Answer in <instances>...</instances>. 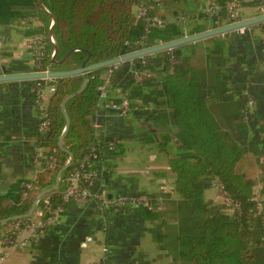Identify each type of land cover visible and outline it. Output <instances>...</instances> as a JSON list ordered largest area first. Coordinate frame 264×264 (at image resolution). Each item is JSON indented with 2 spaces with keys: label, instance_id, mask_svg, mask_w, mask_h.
I'll use <instances>...</instances> for the list:
<instances>
[{
  "label": "trees",
  "instance_id": "obj_1",
  "mask_svg": "<svg viewBox=\"0 0 264 264\" xmlns=\"http://www.w3.org/2000/svg\"><path fill=\"white\" fill-rule=\"evenodd\" d=\"M161 1L162 9L153 7L148 14L173 19L163 27L150 26L144 18L135 16L133 8L139 0H0V27L38 20L40 26L37 32L30 30L27 35L39 34L43 38L42 54L36 57L39 68L73 69L87 57L88 64L95 63L183 37L185 23L181 20L190 16L184 0ZM210 1L221 5L216 15L201 14L204 20L210 22L211 29L221 26L222 18L226 17L224 3L229 0ZM258 3L259 0L250 4ZM51 19L53 26L49 28ZM205 29V25L195 24L189 33ZM50 30L54 43L47 39ZM217 44L221 47L220 42ZM55 48L52 58L50 54ZM182 48L183 45H179L157 53L160 56L154 63L152 60V65L151 62L149 64L151 55L143 57L145 66L139 64L136 67L138 59L134 60L136 63L133 66L129 61L125 62L128 68L136 71L151 70L155 69V65H161L158 95L162 96L163 104L168 108L171 124V127L162 130V142L170 144L171 136L174 137L176 150L168 155L167 163L174 173L173 190L180 197L174 202L172 211H168L172 213L174 223L170 227L177 232L175 237L179 243L173 244L189 264H264V203L258 209L253 199L256 187L264 180L262 177L248 178L236 171L244 147L222 128L214 116L210 108L213 91L202 80L198 68L191 64L190 56L183 53ZM6 68L12 73L36 70L20 62ZM108 68L88 72L82 90L66 101L64 106L69 125L63 139L64 149L57 144L65 126L60 106L68 95L80 88L83 76L54 78L55 90L45 110L47 129L43 134L35 133V147L42 149V157H39L42 169L35 171L31 178L12 182L5 193L0 192V220L20 216L0 223V237L9 233L11 223L29 218L27 214L41 191L51 188L45 195L53 205L61 203L69 174L86 157L92 162L93 155H96L95 165L85 163L83 166V172L87 173L95 170L108 156L120 153L121 137L115 132L105 131L100 125L101 120L96 119L100 87ZM34 81L43 82L40 79ZM111 85L118 86L114 74ZM95 121L99 127L94 126ZM116 140L118 143L114 149H106L110 141ZM34 155L35 151L30 153L31 162ZM68 157L71 161L62 170L58 185L54 187L56 175L65 166ZM50 164L53 166L48 167ZM99 181L100 175H97L95 179L83 180L82 186H96ZM214 181L221 183L230 198L238 203L232 212H228L223 204L205 197L206 190L213 186ZM73 202L64 204V213ZM139 208L146 219L156 220L160 216L155 210ZM164 221L155 225L154 233Z\"/></svg>",
  "mask_w": 264,
  "mask_h": 264
},
{
  "label": "crops",
  "instance_id": "obj_2",
  "mask_svg": "<svg viewBox=\"0 0 264 264\" xmlns=\"http://www.w3.org/2000/svg\"><path fill=\"white\" fill-rule=\"evenodd\" d=\"M199 1L184 0L190 15L184 17V35H189L195 24L205 25V30L210 29V22L201 17L210 0H203L202 8L198 6ZM133 13H136V7ZM240 14L246 19L253 17L254 13L250 5L244 4ZM167 21L172 22L173 19L168 17ZM226 23L227 17L224 16L221 25ZM11 25L14 26V23ZM20 25L17 29L23 30L25 38L18 44L13 42L14 34L10 30L0 28V67L20 62L29 69L33 68V53L27 44L31 36L27 32L38 30L40 25L33 26V21H24ZM217 42L222 47H216L214 65L209 70V51ZM182 49L196 68L200 59L198 56H202V69L206 74L202 75L198 70L202 80L213 91L211 111L222 128L244 147L236 171L248 178L262 177L264 180V50L259 36L232 31L185 43ZM159 52L149 54L150 65L160 56ZM160 66L145 69L149 72L146 77L128 68L125 62L119 64L115 71L116 83L129 96L133 111L128 116H120L106 107V99H100L96 119L101 120L100 125L105 131L115 132L121 137L120 155L108 156L98 164L100 181L92 188L106 197L109 195V199L117 194L149 193L157 199L154 210L160 216L156 220L146 219L140 208L126 213L108 211L102 215L90 203L74 201L54 226L37 234L31 245L13 252L3 264H189L178 250L172 249L171 238L167 234L159 235L164 237L165 247L158 245L162 242L157 240L153 230L163 219L165 221L160 228H171L174 223L172 213L168 211L175 201L180 200L173 190L174 173L167 163L168 155L176 150L174 137L171 136L170 144L162 142V130L171 127V124L168 108L163 104L162 96L158 95ZM246 81L251 83L250 94L256 104L255 113L247 121L243 113L247 102L244 92ZM37 84L34 80L0 83L2 193L12 182L31 178L35 173L30 153L42 150L35 147ZM41 92L48 103L51 94L48 93L47 83ZM128 154L134 157L130 159ZM133 160L136 162H131ZM259 190L264 193V183L256 187V191ZM206 192L210 194L205 195L207 199L217 202L215 187Z\"/></svg>",
  "mask_w": 264,
  "mask_h": 264
},
{
  "label": "built area",
  "instance_id": "obj_3",
  "mask_svg": "<svg viewBox=\"0 0 264 264\" xmlns=\"http://www.w3.org/2000/svg\"><path fill=\"white\" fill-rule=\"evenodd\" d=\"M257 0H229L224 3V8L226 9V17L227 23H233L239 21L241 18L240 10L241 6L246 4L250 5L253 10V16L264 14V3L262 0H259L258 4L251 5L250 3ZM136 13L135 16L137 18H144L150 26L156 25L159 27H163L167 20L164 18H160L157 16H149V11L154 7L157 9H162V1L161 0H139V3L135 6ZM221 10V5L214 1H210L204 9V12L211 16L216 15ZM181 22L184 23V18H182ZM53 26V20L49 22V28ZM234 32L238 34H256L259 36L260 46L264 50V22L240 27L236 29ZM47 39L50 43H54V38L51 34H47ZM28 47L30 51L33 53V68H36L34 71H48L42 68H39V64L36 62V57L42 54V45L43 38L41 35H32L28 39ZM55 55V50L51 51L50 56L53 58ZM139 64L145 66L146 60L141 57L137 61ZM136 62L134 60H130L129 64L134 65ZM130 66V67H132ZM119 64H114L110 66L105 73L104 83L100 87V99H106V107L113 112H116L120 116H128V114L132 110V105L130 100L126 94L123 93L120 87L111 85V76L118 69ZM141 76L146 77L149 72L145 69L139 71ZM43 82H38L36 86V101L37 107L39 111L38 120L36 123V132L43 134L45 133L48 125V121L46 119V98L41 92V88L47 83L48 84V93L51 94L55 90V81L54 78H44L40 79ZM250 85L249 81L245 82V94L247 95V102L245 107L243 108L244 119L247 121L248 118L255 113L256 104L253 97L250 94ZM95 127H99V123L95 121ZM64 130V127L62 131ZM118 141H110L107 144L106 149L112 150L115 148ZM52 151H55L52 149ZM39 157H42L40 152H35L34 157L32 158V163L35 171L41 170V161ZM51 158V157H50ZM94 160L96 159V155H93ZM87 159V160H86ZM83 160V162L79 165V167L74 168L68 177L67 185L62 193V202L53 205L49 197L47 195L41 196L35 205L34 210L31 214H29V218L25 221L16 220L11 223L8 228V234L0 237V264H3L7 258L15 251L22 249L26 246H29L33 243L37 234L41 232L47 231L49 228L54 226L59 218L63 215L65 207L64 204L68 201H86L90 203L100 214H105L106 212H130L132 209L144 207L149 211H153L157 204V199L152 197L150 194L146 192H138L132 195H124L117 194L112 198H107L102 192H98L93 190L92 184L88 186H82V181L86 179L97 178L99 175L97 171V166L95 170L91 172H83V166L85 163L95 165V161L90 162L88 157ZM86 160V161H85ZM70 158L68 157L65 161V164L70 163ZM53 165H48V167H52ZM213 187L216 189V201L220 204H223L226 207L228 212H232L234 208L238 207V203L234 202L223 185L218 181L213 182ZM25 191L22 190V195L25 196ZM259 196L254 195L253 199L257 202V208L259 209L261 203H264V193ZM103 251H105L103 249ZM99 264V263H95Z\"/></svg>",
  "mask_w": 264,
  "mask_h": 264
},
{
  "label": "water",
  "instance_id": "obj_4",
  "mask_svg": "<svg viewBox=\"0 0 264 264\" xmlns=\"http://www.w3.org/2000/svg\"><path fill=\"white\" fill-rule=\"evenodd\" d=\"M261 22H264V14L256 15V16L246 18V19H241V20L233 22V23L224 24L221 26H217V27H214L211 29L201 31V32H197V33H193V34H189V35H184L183 37H180L178 39L159 43V44H156V45H153L150 47L141 48V49H138V50H135L132 52H128V53H125V54H122V55H119V56H116V57H113L110 59H106L103 61L95 62V63H89L88 64L87 63L88 57H87L79 67H76L73 69L12 73L9 70H7L4 66H1L0 67V83H3V82L8 83V82L24 81V80H38V79H44V78H52L53 79V78L70 77V76H75V75H82L83 76V82H82L80 88L76 92H74L73 94L68 95L62 101L61 106H60L61 112L63 113L64 118H65V126H64V130L62 131L61 136L58 139L57 144H58L59 148L64 149L63 148V139H64L65 132H66L68 125H69V118L66 115L64 105L69 98H71L76 93H78L82 90L85 82L87 81V73L88 72L95 70V69L102 68V67H110L114 64H121L123 62H128L130 60H136V59H139L141 57H144L146 55H149V54H152L155 52L168 50V49L177 47L179 45L194 42V41L204 39L207 37L222 35V34H225L228 32L235 31L236 29H238L240 27H245V26H249V25H253V24H257V23H261ZM49 34H51V30L49 31ZM55 52H56V48H55ZM135 66L138 67L139 63L137 62ZM68 165H69V163L65 164V166L58 171V173L56 175V184L54 187H57L58 181H59V176H60L62 170L64 168H66V166H68ZM50 190H51V188H48V189L43 190L40 193H38V195L36 196V198L34 199L32 205H31V208H30L27 215L32 213V211L35 208L37 200L41 196L47 194ZM107 197H110V196L107 195ZM19 217L20 216L2 219V220H0V223H4V222H7V221L12 220V219H17Z\"/></svg>",
  "mask_w": 264,
  "mask_h": 264
},
{
  "label": "rangeland",
  "instance_id": "obj_5",
  "mask_svg": "<svg viewBox=\"0 0 264 264\" xmlns=\"http://www.w3.org/2000/svg\"><path fill=\"white\" fill-rule=\"evenodd\" d=\"M199 5L198 6H200L201 8L204 6V1L203 0H200L199 1V3H198ZM33 21V26H39L40 25V22L38 21V20H32ZM21 23V22H20ZM20 23L19 22H15L14 23V26H12L11 25V27H8V26H1L0 28H3V29H8V30H10L13 34H14V43H16V44H18V42H20V43H22L23 41H24V38H25V35H24V33H23V30H18L17 28H18V26L20 25ZM21 27H23V24H21L20 25ZM20 29V28H19ZM22 29V28H21ZM2 36V35H1ZM218 46V44L216 43L215 44V47L213 48L212 47V49L209 51V58L207 59V63H208V68L207 69H209V70H211V68H212V65H214L212 62H213V60H214V53L216 52L217 53V50H216V47ZM221 47H222V45H221ZM200 59H199V61H198V69L201 71V74L202 73H204L205 72V70L203 71V69H202V67H203V64H202V56L200 57V56H198ZM219 57V56H218ZM204 74H206V73H204ZM203 75V74H202ZM124 146V145H123ZM118 155H120V153L118 154ZM117 155V156H118ZM128 157H130V159H132L134 156L133 155H130V154H128ZM136 162V160H133V161H131V162ZM9 168V167H8ZM30 175H33V173H31ZM29 175V176H30ZM260 192V194H262L261 193V190H259V191H256V196H259L258 195V193ZM149 194V193H148ZM205 195H207V196H209L210 194L208 193V192H205ZM164 233L165 234H167L168 236L170 235V237H171V239H172V249L174 250H177V248H176V245L175 244H179L177 241H178V239L175 237V235L177 234V232H175V229H172V228H169V229H166V228H164V229H156V233H155V237H157V240L158 241H161L162 243H160V242H158L157 244L158 245H162V246H164V243H165V239H163V238H160L159 237V235H163L164 236ZM173 243H175V244H173ZM175 245V246H174ZM165 247V246H164Z\"/></svg>",
  "mask_w": 264,
  "mask_h": 264
}]
</instances>
